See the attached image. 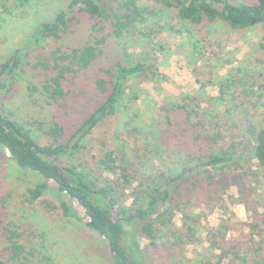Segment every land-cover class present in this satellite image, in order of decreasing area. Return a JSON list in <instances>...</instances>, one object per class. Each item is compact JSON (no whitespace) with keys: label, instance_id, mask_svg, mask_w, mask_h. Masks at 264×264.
I'll return each instance as SVG.
<instances>
[{"label":"rangeland","instance_id":"374dc122","mask_svg":"<svg viewBox=\"0 0 264 264\" xmlns=\"http://www.w3.org/2000/svg\"><path fill=\"white\" fill-rule=\"evenodd\" d=\"M137 1L155 9L156 14L136 34L118 38L111 28L96 31L88 16L76 13L65 35L26 48L24 43L35 27L52 18L63 1L29 0L17 7L9 4L6 11L0 8V62L15 49L22 50L18 67L2 77L5 87L0 91V113L27 125L39 144L53 143L46 131L57 121L65 132L59 140L66 141L74 124L102 99L95 85V79L103 74L100 68L110 66L126 51L134 59L150 63L151 69L128 81L117 113L105 118L79 151L61 156L59 164L94 169L105 150L115 149L116 153L123 150L138 156L143 168L155 171L171 162L176 144L184 157L190 132L182 133L175 144L170 138H158V130L162 129L163 106L185 95L202 100L201 118L218 123L225 143L238 141L239 148L247 142L254 145L249 128L264 127L262 25L231 29L223 22H204L192 27L177 19L173 9L158 11L154 0ZM163 22L172 24L173 30L160 28ZM93 39L100 40L101 57L85 71L68 74L62 82L63 96L52 98L43 84L62 63L54 60V49L69 50ZM220 86L224 90L221 100ZM239 166H243V173L220 171L214 183L193 190L184 205L173 210L171 225L156 239L157 245L137 230L146 264H218L219 250L210 245V231L215 228L225 232L221 241L226 244V253L219 264H264V170L255 158L242 160ZM38 176L19 167L0 148V264H17L9 258L8 229L19 234L18 241L28 256L25 264H112L106 240L85 226L83 208L65 194H58L53 181L38 199H27V190ZM102 176L112 174L103 172ZM130 192L126 190L127 205L132 200ZM62 201L72 208L70 215L63 214ZM185 220L196 226L195 233L182 235ZM220 232L215 235L218 239Z\"/></svg>","mask_w":264,"mask_h":264},{"label":"trees","instance_id":"16d2710c","mask_svg":"<svg viewBox=\"0 0 264 264\" xmlns=\"http://www.w3.org/2000/svg\"><path fill=\"white\" fill-rule=\"evenodd\" d=\"M61 1L64 5L60 10L35 27L24 43L25 48L40 46L47 38L59 39L65 35L70 31L76 13L88 16L93 21L92 29L103 31L111 28L118 38L136 34L156 14L155 9L140 5L137 0ZM27 2L29 0H0V8L6 11L9 4L17 7ZM154 3L158 11L175 10L176 18L188 21L192 27L204 22H223L231 29H247L257 25L264 28V0H154ZM163 23L160 28L173 30L172 24ZM187 33L193 35L189 30ZM20 52L21 48H17L0 62V91L5 87L2 77H8L18 67ZM53 53H56L54 60L58 59L62 63L57 66V73L43 84V88L56 99L64 94L63 79L68 74L75 76L91 67L101 57L102 50L100 40L93 39L92 42L65 51L56 47ZM150 69V63L134 59L126 51L119 53L110 66L100 68L103 74L95 79V85L102 93V99L74 124L66 141L59 140L65 132L57 121H53L46 131L53 137V143L39 144L27 125L0 113V148L6 150L19 167L39 175L34 186L27 190V199H38L49 188V182L53 181L58 194H65L83 208L87 219L85 226L106 240L112 264H146L136 239L137 230L142 231L149 243L156 244V239L170 227L173 210L179 208L180 204L184 205L183 201L189 199L188 195L193 190L214 183L220 171L243 173L240 161L253 158L264 170V127L249 128V132L254 135V145L247 142L239 148L235 140L227 144L225 136L218 130V123L208 122L207 119L206 123L201 118L202 100L189 95L169 103L168 107L163 106L159 121L162 129L158 130V138H170L175 144L182 133L190 132L191 140L184 143L187 145L183 151L184 157L176 144L171 162L155 171L143 168V161L138 156L123 150L116 153L115 149L105 150L94 169L82 164H59L57 160L61 156L79 151L87 136L105 118L117 113L128 81ZM219 92L221 95L218 99L221 100L223 86L219 87ZM247 153L250 156L245 155ZM103 172L111 173L112 176H102ZM127 189H130L132 197L128 205L125 203ZM61 207L65 215L73 211L63 201ZM161 207H164L163 210H160ZM185 218L188 216L185 215ZM184 224L182 235L195 233L196 226L186 220ZM218 231L219 228L210 231L213 237L210 245L219 250L216 261L219 264L225 256L226 244L223 245L221 241L225 232L219 233V240L215 236ZM18 236V233L7 230V248L11 252L9 258L17 264H25L28 256L24 254L25 249L18 241Z\"/></svg>","mask_w":264,"mask_h":264}]
</instances>
